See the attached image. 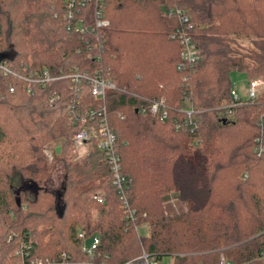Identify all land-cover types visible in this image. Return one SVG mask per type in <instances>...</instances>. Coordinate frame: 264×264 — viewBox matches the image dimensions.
<instances>
[{
    "label": "trees",
    "instance_id": "obj_1",
    "mask_svg": "<svg viewBox=\"0 0 264 264\" xmlns=\"http://www.w3.org/2000/svg\"><path fill=\"white\" fill-rule=\"evenodd\" d=\"M66 1L0 0V63L20 75L101 71L117 86L106 105L134 223L103 153L94 145L87 160L76 159L71 138L81 127L69 115V81L29 94L24 81L0 70V264L63 253L85 260L82 231L100 239L107 264L138 257L140 243L157 262L220 264L223 256L232 264H264V153L254 151L264 92L222 109L232 102L233 71L248 83L264 78V0H87L80 5L85 33L65 17ZM97 9L108 27L96 29ZM177 11L188 17L198 49L192 65L174 36L185 27ZM52 91L60 95L53 105ZM160 98L167 121L139 112ZM82 100L84 107L98 104L89 84ZM53 142L58 151L49 160ZM57 162L66 170L60 194L48 189ZM101 190L103 204L95 199ZM173 190L192 202L187 212L166 214L163 203ZM138 224L150 229L140 239Z\"/></svg>",
    "mask_w": 264,
    "mask_h": 264
},
{
    "label": "built area",
    "instance_id": "obj_2",
    "mask_svg": "<svg viewBox=\"0 0 264 264\" xmlns=\"http://www.w3.org/2000/svg\"><path fill=\"white\" fill-rule=\"evenodd\" d=\"M87 0H67L65 17L70 21H76V29L80 33H85L88 28L82 26L85 22L82 17V9L80 5L86 3ZM91 1V0H90ZM97 2H100L99 0ZM97 4V3H96ZM180 23L185 25L184 28L178 30L174 35L179 38L182 48L181 57L188 64H194L198 58V49L192 37L188 35L189 19L180 11L176 12ZM80 16V17H79ZM79 19H78V18ZM77 18V19H76ZM96 29H103L109 26V22L103 18L102 9H97L94 16ZM94 29H92L93 31ZM173 36V37H174ZM180 69V67H179ZM0 70L3 75L11 76L20 79L26 83V90L29 94L33 93L35 86L47 87L50 83L58 80H68L70 88L73 92L72 99L68 104L69 115L71 116L72 124L79 125L80 130L72 136L74 148L79 150L88 147L94 149L95 147L103 153L106 162L109 165L113 185L116 188L117 194L120 197L122 206L125 209L126 218L134 223L135 212L131 210L127 200L129 184L127 178L123 174V167L120 155L117 149V140L110 123L108 109L106 105V97L108 90H118L117 86L101 73L95 71L93 74L81 72L78 68L69 70L68 73H61L59 75H52L48 70L28 71L26 75H20L12 69L7 63H0ZM90 85V93L92 98L98 103L96 106H83L82 91L83 85ZM15 88L10 87V92H14ZM264 92V78L254 79L248 84V98L243 99L233 87L231 91L232 102L225 105L223 110H231L245 101H254L256 97ZM60 99L57 91L50 93L49 103L53 105ZM139 112L144 116L150 114L158 118L160 121H167L169 117L168 107L164 98L153 99L148 101L147 105L141 107ZM259 136L255 140L254 151L258 156L264 153V117H261L258 122ZM246 177V175H245ZM98 203H104V197L97 195L95 198ZM77 238L81 242V252L86 257L85 260L76 261L68 254L63 253L57 258H34L30 259L29 264H107L100 258L99 247L100 239L98 237L87 236L85 232H79ZM31 246L28 247L30 249ZM123 264H162L157 262L147 253H143L139 257L129 260ZM169 264H175L173 261ZM220 264H232L225 257L221 256Z\"/></svg>",
    "mask_w": 264,
    "mask_h": 264
},
{
    "label": "rangeland",
    "instance_id": "obj_3",
    "mask_svg": "<svg viewBox=\"0 0 264 264\" xmlns=\"http://www.w3.org/2000/svg\"><path fill=\"white\" fill-rule=\"evenodd\" d=\"M239 43L243 44L247 49H252L253 46L250 44L248 40H240ZM231 81L233 83V87L237 90L238 94L243 98H248V82L247 77L244 73L239 71H233L230 75ZM259 78V77H258ZM257 78V79H258ZM186 111L190 110V104L188 102H185L184 107ZM72 139V138H71ZM57 143L53 142L50 146H48V149L46 150V153L49 157V160L52 159L53 152L57 149ZM94 150V149H93ZM92 149L89 150L88 147L81 148L79 150L74 148V153L76 154L77 161H84L87 160L90 156V154L93 152ZM58 151V150H56ZM65 165L62 162H57L54 165V169L52 172L51 180L48 183V189L56 192L57 194H60L64 187L65 182ZM18 187V185H17ZM104 190L99 191L101 192V195L104 196L105 192ZM26 195L30 198L34 197V193L31 190H27ZM164 210L167 215H178L182 214L184 212H187L192 207V202L190 200H180L176 190L170 191L168 194V199L165 200L163 203ZM135 233L140 239V236H146L147 233H149V226L147 224H138L134 227ZM48 241V237L45 239L44 242ZM141 243L139 244L138 254L142 255L143 253H146V251L143 249ZM137 254V255H138ZM139 255V256H140ZM138 256V257H139ZM34 259V258H32ZM43 259V258H42ZM76 260V259H75ZM76 261H82V260H76ZM173 261L170 257H164L162 264H169ZM21 264V263H20Z\"/></svg>",
    "mask_w": 264,
    "mask_h": 264
}]
</instances>
